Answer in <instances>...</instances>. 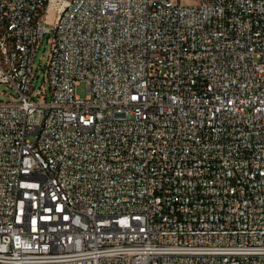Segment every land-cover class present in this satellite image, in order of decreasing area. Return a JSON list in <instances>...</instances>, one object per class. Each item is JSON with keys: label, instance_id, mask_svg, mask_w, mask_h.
I'll return each mask as SVG.
<instances>
[{"label": "built area", "instance_id": "built-area-1", "mask_svg": "<svg viewBox=\"0 0 264 264\" xmlns=\"http://www.w3.org/2000/svg\"><path fill=\"white\" fill-rule=\"evenodd\" d=\"M0 84V264H264V0H0Z\"/></svg>", "mask_w": 264, "mask_h": 264}, {"label": "rangeland", "instance_id": "rangeland-1", "mask_svg": "<svg viewBox=\"0 0 264 264\" xmlns=\"http://www.w3.org/2000/svg\"><path fill=\"white\" fill-rule=\"evenodd\" d=\"M182 1L185 3H189L194 0H182ZM55 17H56V14L52 12V10H49L46 16V21L49 26L53 25ZM48 54H49V47L46 44V40H43L41 45L36 50L34 54V59H33V70L35 74L38 75L33 81V85L35 86L36 89L42 85V73H43L44 65L47 61ZM46 89H47V96L49 99V90L47 87ZM76 93L81 98H84L87 95V87L84 81L80 82L77 85ZM12 96H14L13 90L4 84H0V101L10 100Z\"/></svg>", "mask_w": 264, "mask_h": 264}, {"label": "bare ground", "instance_id": "bare-ground-1", "mask_svg": "<svg viewBox=\"0 0 264 264\" xmlns=\"http://www.w3.org/2000/svg\"><path fill=\"white\" fill-rule=\"evenodd\" d=\"M49 10H52V8L50 7V8L48 9V11H49Z\"/></svg>", "mask_w": 264, "mask_h": 264}]
</instances>
